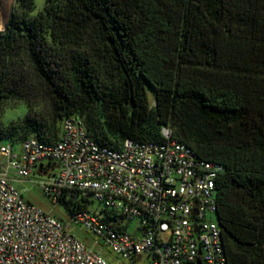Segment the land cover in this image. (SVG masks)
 Instances as JSON below:
<instances>
[{"label":"trees","instance_id":"trees-1","mask_svg":"<svg viewBox=\"0 0 264 264\" xmlns=\"http://www.w3.org/2000/svg\"><path fill=\"white\" fill-rule=\"evenodd\" d=\"M35 8L15 0L0 31V148L57 142L77 117L111 149L162 142L168 127L197 158L224 167L215 197L227 264H264V0H45ZM21 103L27 113L5 125L4 108ZM49 198L73 223L96 202ZM101 212L111 224L124 219Z\"/></svg>","mask_w":264,"mask_h":264},{"label":"built area","instance_id":"built-area-1","mask_svg":"<svg viewBox=\"0 0 264 264\" xmlns=\"http://www.w3.org/2000/svg\"><path fill=\"white\" fill-rule=\"evenodd\" d=\"M161 134L162 142L126 140L111 149L95 142L77 117L64 122L57 142L29 138L19 151L2 145L0 264H110L61 221L23 198L15 182L33 176L53 200L69 196L75 203L79 195L91 194L109 214L122 216L115 224L93 210L73 217L75 225L98 238L94 246L103 243L121 259L227 264L215 197L224 167L197 158L172 139L168 127ZM134 222L138 226L130 233Z\"/></svg>","mask_w":264,"mask_h":264},{"label":"rangeland","instance_id":"rangeland-1","mask_svg":"<svg viewBox=\"0 0 264 264\" xmlns=\"http://www.w3.org/2000/svg\"><path fill=\"white\" fill-rule=\"evenodd\" d=\"M2 2L5 4L4 7L0 6V15L1 20L3 22V27L0 29V31H4L6 29L8 20L10 19L13 8L15 5V0H2ZM20 104H9L7 107H18ZM25 114L27 113V107L24 105ZM20 118H17V120L13 122H3L5 125H8L10 123H16ZM14 151L20 150V145H16L13 147ZM3 158L0 156V161H2ZM10 177L12 179H16V174L12 171L10 173ZM39 179L46 180L47 176H40ZM37 180L36 176L31 177L30 179H23L22 181L15 182V186L20 190V192L23 194V197L25 200L32 205L40 208L43 210L47 215L53 216L57 218L59 221L63 223L66 230L70 232L72 235H74L77 239H79L81 242H83L88 248H95L98 253L102 257L106 259V261L110 264H148V259L146 257H143L141 260L138 261H129L124 260L118 257L116 254H114L111 250H109L106 246H104L102 243L98 246H94L95 242L98 241V238L90 231L86 230L85 228L75 225L72 222L71 214L67 210V208L57 202L52 201L49 197H47L42 191L39 189V187L35 184ZM90 209L93 211L98 212L99 214H102L101 209L102 206L99 204L98 201L92 203L90 205ZM215 219V218H214ZM138 223L134 222L132 224V229L130 230V233H134V228H137Z\"/></svg>","mask_w":264,"mask_h":264},{"label":"clouds","instance_id":"clouds-1","mask_svg":"<svg viewBox=\"0 0 264 264\" xmlns=\"http://www.w3.org/2000/svg\"><path fill=\"white\" fill-rule=\"evenodd\" d=\"M45 4V0H35V11L33 15L36 14ZM25 115L24 105L21 103L18 107H6L3 110V119L7 122H13L17 118L23 117Z\"/></svg>","mask_w":264,"mask_h":264},{"label":"bare ground","instance_id":"bare-ground-1","mask_svg":"<svg viewBox=\"0 0 264 264\" xmlns=\"http://www.w3.org/2000/svg\"><path fill=\"white\" fill-rule=\"evenodd\" d=\"M0 6H2V7H4L5 6V4L2 2V0H0ZM1 7V8H2ZM0 8V9H1ZM3 27V22H2V20H1V15H0V29Z\"/></svg>","mask_w":264,"mask_h":264},{"label":"water","instance_id":"water-1","mask_svg":"<svg viewBox=\"0 0 264 264\" xmlns=\"http://www.w3.org/2000/svg\"><path fill=\"white\" fill-rule=\"evenodd\" d=\"M217 220H218V216H217Z\"/></svg>","mask_w":264,"mask_h":264}]
</instances>
